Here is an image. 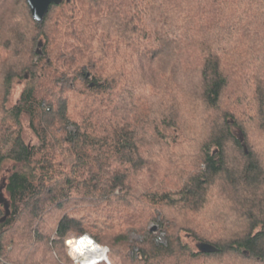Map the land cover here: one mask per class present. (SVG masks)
<instances>
[{"label":"trees","instance_id":"1","mask_svg":"<svg viewBox=\"0 0 264 264\" xmlns=\"http://www.w3.org/2000/svg\"><path fill=\"white\" fill-rule=\"evenodd\" d=\"M0 193V264H264V0H0Z\"/></svg>","mask_w":264,"mask_h":264},{"label":"water","instance_id":"2","mask_svg":"<svg viewBox=\"0 0 264 264\" xmlns=\"http://www.w3.org/2000/svg\"><path fill=\"white\" fill-rule=\"evenodd\" d=\"M69 1V0H67ZM28 7L31 12V16L34 21H36L38 24H42L44 16L48 12V9L50 5H59L63 2V0H26ZM40 46V44H39ZM0 204L4 205L5 209V214L4 216L0 219V223L5 221L6 217L9 215V208L8 205L6 204L3 196L0 194ZM154 230V228H152ZM198 250L204 252V253H211L215 252L216 248H214L211 245L200 243L197 245ZM103 260H98L96 262H101Z\"/></svg>","mask_w":264,"mask_h":264},{"label":"bare ground","instance_id":"3","mask_svg":"<svg viewBox=\"0 0 264 264\" xmlns=\"http://www.w3.org/2000/svg\"><path fill=\"white\" fill-rule=\"evenodd\" d=\"M69 245L77 264H95L98 260H105L107 256L104 250L90 240H72Z\"/></svg>","mask_w":264,"mask_h":264},{"label":"built area","instance_id":"4","mask_svg":"<svg viewBox=\"0 0 264 264\" xmlns=\"http://www.w3.org/2000/svg\"><path fill=\"white\" fill-rule=\"evenodd\" d=\"M72 240H76L77 242H79V241H82V240H90V241H92V243H95L100 249H102V250H104V253L105 254H107L108 253V250H107V248L106 247H101V246H99L90 236H88V235H83V236H81V237H74L73 239H67L66 241H65V243H66V246H67V248L70 250V245H69V242L70 241H72ZM107 258H109L108 257V255H107V257H106V259L105 260H103V261H101V262H105L106 264H111L109 261H108V259ZM100 263V262H99ZM74 264H77L75 261H74ZM95 264H98V262H96Z\"/></svg>","mask_w":264,"mask_h":264},{"label":"rangeland","instance_id":"5","mask_svg":"<svg viewBox=\"0 0 264 264\" xmlns=\"http://www.w3.org/2000/svg\"><path fill=\"white\" fill-rule=\"evenodd\" d=\"M24 128H25V130H26V125L24 126ZM1 194V193H0ZM2 195V194H1ZM152 228H154V227H152ZM74 237L73 236H71L70 237V239H73ZM69 239V238H68ZM70 248V247H69ZM68 249V248H67ZM68 254H69V256L72 258V260L73 261H75V259H74V256H73V254H72V251H71V248H70V250L68 249ZM107 257V256H106ZM106 259V258H105ZM108 259V261L111 263V264H119L118 263V261H116V260H114V259H112V258H107Z\"/></svg>","mask_w":264,"mask_h":264}]
</instances>
